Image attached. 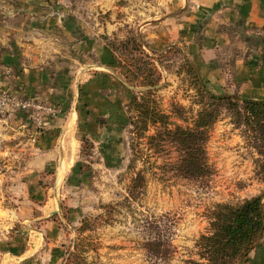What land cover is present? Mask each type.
Returning <instances> with one entry per match:
<instances>
[{"label":"crops","instance_id":"obj_1","mask_svg":"<svg viewBox=\"0 0 264 264\" xmlns=\"http://www.w3.org/2000/svg\"><path fill=\"white\" fill-rule=\"evenodd\" d=\"M129 37L149 53L181 47L217 96L264 101V48L254 45L264 38V0H0V91L63 110L38 136L28 113L0 120L19 150L13 193L21 199L0 206L1 255L62 264L66 234L51 217L77 162L80 129L108 150V162L123 161L115 148L132 127L130 95L110 43ZM21 230L42 243L39 257L23 248ZM245 264H264V234Z\"/></svg>","mask_w":264,"mask_h":264},{"label":"rangeland","instance_id":"obj_2","mask_svg":"<svg viewBox=\"0 0 264 264\" xmlns=\"http://www.w3.org/2000/svg\"><path fill=\"white\" fill-rule=\"evenodd\" d=\"M175 47L179 51L173 54H167L169 50L160 54L142 49L161 75L160 84L150 89L154 93L152 97L165 114L171 115L173 104H178L196 115L201 108L196 103L200 99L197 86L186 72L183 49ZM252 53L247 51V54ZM140 56V52H135L130 59L138 57L140 61ZM123 86L131 98L134 92L124 83ZM239 104V112L222 107L217 122L209 128L206 151L213 175L198 182L177 178L170 171L163 173L160 168L177 155L155 154L149 149V137L156 133L154 127L142 138L132 132L133 126L122 133L123 140L115 148L117 151L114 150L122 162H117V158L108 162V150L97 146L90 132L80 129L74 142L77 162L73 174L59 187L58 211L53 219L66 234V255L62 264H68L75 245L86 240L84 257L92 264L203 263L197 241L201 235L209 233L211 211L218 204H237L264 196V158L258 150L260 142L245 122L243 103ZM9 114L15 117L19 112L0 115V120ZM172 121L186 125L173 115ZM11 133L13 130L7 124L0 123V206L6 209L17 207L21 201L13 193L17 170L14 157L19 150L14 146L15 141L8 138ZM140 171L145 183L133 198L132 181ZM16 234L23 248H33L35 257H39L42 243H29L22 230ZM157 240L168 245L166 259L154 258L144 249L148 241ZM0 264H27V259L0 254Z\"/></svg>","mask_w":264,"mask_h":264},{"label":"trees","instance_id":"obj_3","mask_svg":"<svg viewBox=\"0 0 264 264\" xmlns=\"http://www.w3.org/2000/svg\"><path fill=\"white\" fill-rule=\"evenodd\" d=\"M259 39L254 45L264 48V38ZM110 44L119 56L117 69L131 86L154 88L160 84L161 75L158 68L152 64L151 57L144 53L138 38L129 37L125 41L115 40ZM178 51V47H173L167 54ZM135 52L141 53L140 61L138 57L130 59ZM184 59L186 72L192 76L200 96L196 103L201 105V108L196 115L178 104H173L171 115L165 114L160 104L152 97L154 93L151 90L132 93L128 106L132 132L142 138L151 127L156 128V133L149 137V149L155 154L177 155L175 160L160 168L163 173L170 171L175 177L188 182H198L211 177L213 171L206 151L209 128L217 122L222 107L239 112V102L243 103L245 122L260 142L258 150L264 158V101L241 99L237 96H217L211 93L198 68L185 55ZM160 63L162 64L161 60ZM172 115L186 125L181 126L172 121ZM262 170L264 173V163ZM144 183L145 177L140 171L132 181L131 197H137L136 193ZM263 198L264 196H258L237 204H218L209 216V233L201 235L197 241L199 257L204 262L193 261L191 264L247 262L250 253L258 248L264 234ZM109 214H112L111 210ZM51 218L55 219L56 215ZM86 242L87 240L80 241L75 245V252L70 253L68 264H92L84 257L88 246ZM167 246V243L160 240L148 241L144 249L154 258L166 259L169 253Z\"/></svg>","mask_w":264,"mask_h":264},{"label":"built area","instance_id":"obj_4","mask_svg":"<svg viewBox=\"0 0 264 264\" xmlns=\"http://www.w3.org/2000/svg\"><path fill=\"white\" fill-rule=\"evenodd\" d=\"M10 112L28 113L36 129V136L50 123V120L60 116L63 110L50 102L21 97L8 90L0 91V115ZM35 140V137L33 138Z\"/></svg>","mask_w":264,"mask_h":264},{"label":"water","instance_id":"obj_5","mask_svg":"<svg viewBox=\"0 0 264 264\" xmlns=\"http://www.w3.org/2000/svg\"><path fill=\"white\" fill-rule=\"evenodd\" d=\"M84 71H85V69L80 70L79 75H78V78H77V85H79L80 76H81V74ZM113 73L116 74L114 71H113ZM116 76L124 83V85H126L127 88H129L133 92H143V91H146V90H150L151 89V88H135V87L131 86L130 84H128L126 82V80L123 77H121L120 75H117L116 74Z\"/></svg>","mask_w":264,"mask_h":264}]
</instances>
